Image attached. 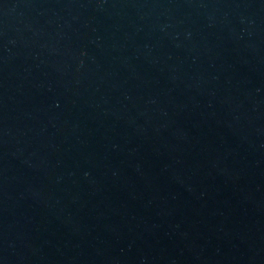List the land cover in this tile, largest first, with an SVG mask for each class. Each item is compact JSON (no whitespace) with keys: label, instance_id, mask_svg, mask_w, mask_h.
Returning a JSON list of instances; mask_svg holds the SVG:
<instances>
[{"label":"water","instance_id":"obj_1","mask_svg":"<svg viewBox=\"0 0 264 264\" xmlns=\"http://www.w3.org/2000/svg\"><path fill=\"white\" fill-rule=\"evenodd\" d=\"M0 264H264V0H0Z\"/></svg>","mask_w":264,"mask_h":264}]
</instances>
